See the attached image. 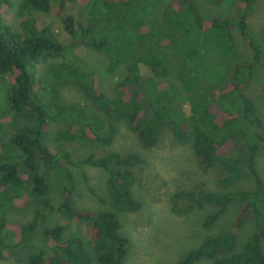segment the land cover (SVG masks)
I'll return each mask as SVG.
<instances>
[{
	"label": "trees",
	"instance_id": "16d2710c",
	"mask_svg": "<svg viewBox=\"0 0 264 264\" xmlns=\"http://www.w3.org/2000/svg\"><path fill=\"white\" fill-rule=\"evenodd\" d=\"M257 1L233 0L235 16L222 19L205 18L195 0H21L20 31H13L3 20L13 2L0 0V81L9 79L6 109L0 113V263L15 250L24 253L27 264L124 263L129 240L121 234L116 212L141 207L133 189L134 168L142 159L116 152L84 158L80 164L106 173L111 209L76 210L75 183L67 167L73 165L71 158L63 151L52 152L46 142L49 126L55 123L64 126L66 141L109 147L122 123L142 150L155 148L167 128L176 145L191 147L199 167L221 171L217 185L223 192L206 191L201 185L175 192L170 197L174 214L211 206L215 211L202 224L209 230L231 203L238 204L228 231L205 237L173 264H264V181L255 166L257 154H264V122L244 93L253 69L264 67V26L258 36L248 26ZM70 4L81 7L83 19L65 13ZM51 11L71 38L68 45L50 27L39 29L26 16ZM234 28L253 53L247 64L236 63ZM77 45L102 54L108 73L124 69L112 96L100 89L93 69L71 52ZM164 48L181 53L179 69L173 68ZM62 57L65 61L51 69L53 78L78 88L101 116L59 105L55 91L42 85L37 65ZM212 66L224 70L225 76L220 84L206 87ZM143 68L149 76H143ZM261 93L264 100V85ZM50 172L58 178L57 208L49 194ZM245 177L253 188L231 190ZM28 208L33 209L30 221L10 220L12 212ZM54 210L69 222L87 226L89 242L80 233L66 237L63 225L44 226ZM248 217L252 234L241 244L238 231ZM34 234L43 239L49 255L30 244Z\"/></svg>",
	"mask_w": 264,
	"mask_h": 264
},
{
	"label": "rangeland",
	"instance_id": "374dc122",
	"mask_svg": "<svg viewBox=\"0 0 264 264\" xmlns=\"http://www.w3.org/2000/svg\"><path fill=\"white\" fill-rule=\"evenodd\" d=\"M205 18L232 19L235 16L233 0H223L216 5L204 0H195ZM13 8L6 13L3 20L13 31H20V18L17 14L21 0H12ZM66 14L75 19H83L82 9L78 4H70L65 10ZM33 19L39 29L48 26L63 45H68L71 38L63 30L61 19L53 12L43 14L39 12L26 13ZM248 26L256 35H260L264 26V0H258L252 15L248 18ZM238 64H247L252 61V51L248 44L241 38L237 28L232 30ZM71 52L88 64L97 77L100 89L108 96H112L114 85L124 75V69L119 68L113 74L107 72V59L84 45L74 46ZM174 69L182 65V55L172 48H164ZM65 58L49 59L37 65V77L44 87L55 91V98L61 106L78 107L84 110L87 116H101L89 99L76 87L62 85L57 82L51 69L64 62ZM144 77L150 75L142 69ZM204 85L212 87L222 81L224 70L212 66L208 71ZM264 85V67L259 65L253 69L252 78L244 88V93L256 107L258 116L264 122V100L262 87ZM9 79L0 81V113L6 109ZM185 115H189L187 105L183 106ZM64 126L51 123L46 142L52 152L63 151L70 156L73 165H67L71 172L75 191L72 198L76 210L104 211L111 209L110 196L107 190V175L99 169L80 164L88 155L99 158L109 152L121 155L135 153L142 159V163L134 168L136 184L134 186L135 201L140 204L136 212H116L121 223V234L128 238L129 249L123 264H173L179 261L186 253L197 248L207 236H216L228 231L231 227L238 204L231 203L226 212L209 229L203 228L206 216L212 214L215 208L206 206L202 209L194 208L184 215H177L171 211L170 197L175 192L191 189L197 185L206 191L223 192L217 185V178L221 171L217 168L203 170L195 161L189 145L178 146L167 128L161 132L157 146L150 151L142 150L138 145L135 135L124 124L118 125V133L114 143L109 147L96 146L92 143L81 141H66L62 138ZM76 164V165H75ZM256 169L264 181V154L259 152L255 160ZM49 194L55 208L60 204L61 196L58 186L57 174L50 172ZM253 188V182L248 177L243 178L231 190ZM33 209L12 212L10 220L23 223L32 219ZM56 224L63 225L66 229L65 236L80 233L86 242H89V229L87 226L69 222L57 211L46 216L44 226L52 227ZM253 230L251 218L248 217L243 228L238 231L239 243H245ZM30 244L49 255L43 239L34 234ZM264 253V244L262 245ZM0 264H27L24 253L20 250L10 252L8 260ZM198 264H212L211 261H201Z\"/></svg>",
	"mask_w": 264,
	"mask_h": 264
}]
</instances>
